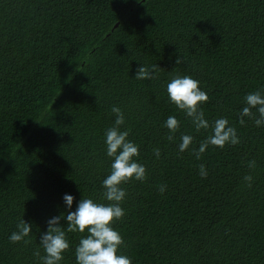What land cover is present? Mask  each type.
I'll return each instance as SVG.
<instances>
[{"label": "trees", "instance_id": "obj_1", "mask_svg": "<svg viewBox=\"0 0 264 264\" xmlns=\"http://www.w3.org/2000/svg\"><path fill=\"white\" fill-rule=\"evenodd\" d=\"M154 64L158 78L135 79ZM177 74L207 92L200 107L209 129L196 132L170 101ZM258 90L264 0H0V264H41L33 253L45 254L49 219L76 211L84 197L109 203L102 181L114 159L105 143L114 105L147 169L144 181L121 185L126 215L112 225L126 245L119 254L132 264H264V126L240 123L244 97ZM170 116L180 121L171 142ZM218 118L240 143L209 145L197 159L192 149ZM181 134L194 137L183 153ZM65 194L75 198L71 209ZM21 219L30 243L9 240ZM82 235L66 232L60 264H76Z\"/></svg>", "mask_w": 264, "mask_h": 264}, {"label": "clouds", "instance_id": "obj_2", "mask_svg": "<svg viewBox=\"0 0 264 264\" xmlns=\"http://www.w3.org/2000/svg\"><path fill=\"white\" fill-rule=\"evenodd\" d=\"M184 62L183 57H178L176 64ZM158 64L142 66L137 69L135 79H156L160 71ZM167 94L172 103L191 118L196 132L210 128L209 121L205 119V113L200 107L202 103L209 100L207 92L201 89L200 82L189 75L173 76L167 84ZM246 106L240 112V123L244 124V117L254 119L257 127L264 126V90H258L247 94L244 97ZM256 109V113H253ZM116 119L110 128L105 132L106 153L108 157L114 158L111 164V173L102 181L104 188L103 198L109 203H96L91 198H83L76 211H68L66 216H56L48 220V229L40 238V244L44 250L41 255L39 249L33 254L39 258L41 264H60L63 260V253L69 250L70 243L66 237L67 233L79 232L82 235L79 244L75 248L76 264H132V260L123 254H119L122 246H126L121 234L112 225L123 220L126 215L125 209L121 206L126 198L127 191L121 185L132 179L144 181L147 178L146 167L137 162L134 158L139 156V146L129 141L128 131H121L125 124V116L121 108L113 106L111 109ZM180 126V121L175 116H170L165 122V127L170 130L167 136L168 141L175 139V133ZM181 143L178 145L179 152L188 150L193 143L194 137L189 134H181ZM240 138L234 126H229L227 118H218L211 125V132L204 139L199 148H193L192 154L200 159L206 152L209 145L224 148L227 144L237 145ZM157 158L160 157V149H153ZM250 169L256 168L255 160L248 162ZM202 177H207L204 164L199 166ZM248 187H252L253 177L251 174L244 177ZM166 185H160L159 191L163 194ZM66 205L71 209L74 201L72 195L65 194L63 197ZM62 219L67 220V227L60 226ZM32 232L31 225L24 219L19 220L17 231H14L9 240L12 243L31 241L25 238Z\"/></svg>", "mask_w": 264, "mask_h": 264}, {"label": "water", "instance_id": "obj_3", "mask_svg": "<svg viewBox=\"0 0 264 264\" xmlns=\"http://www.w3.org/2000/svg\"><path fill=\"white\" fill-rule=\"evenodd\" d=\"M117 26V23L114 25V27Z\"/></svg>", "mask_w": 264, "mask_h": 264}]
</instances>
